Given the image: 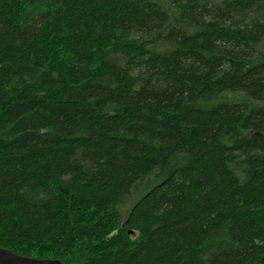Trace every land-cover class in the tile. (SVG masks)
Here are the masks:
<instances>
[{
    "label": "trees",
    "instance_id": "trees-1",
    "mask_svg": "<svg viewBox=\"0 0 264 264\" xmlns=\"http://www.w3.org/2000/svg\"><path fill=\"white\" fill-rule=\"evenodd\" d=\"M0 248L264 264V0H0Z\"/></svg>",
    "mask_w": 264,
    "mask_h": 264
},
{
    "label": "water",
    "instance_id": "water-1",
    "mask_svg": "<svg viewBox=\"0 0 264 264\" xmlns=\"http://www.w3.org/2000/svg\"><path fill=\"white\" fill-rule=\"evenodd\" d=\"M0 264H61L57 260L35 259L13 253L10 250L0 248Z\"/></svg>",
    "mask_w": 264,
    "mask_h": 264
},
{
    "label": "rangeland",
    "instance_id": "rangeland-1",
    "mask_svg": "<svg viewBox=\"0 0 264 264\" xmlns=\"http://www.w3.org/2000/svg\"><path fill=\"white\" fill-rule=\"evenodd\" d=\"M126 218V214L125 215H123V221H124V219Z\"/></svg>",
    "mask_w": 264,
    "mask_h": 264
}]
</instances>
